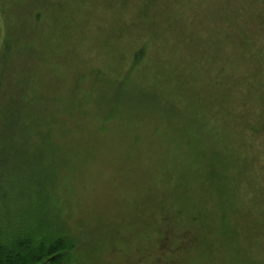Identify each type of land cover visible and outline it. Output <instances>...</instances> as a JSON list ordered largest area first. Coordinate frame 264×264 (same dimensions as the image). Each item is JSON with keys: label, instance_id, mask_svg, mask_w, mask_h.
Here are the masks:
<instances>
[{"label": "rangeland", "instance_id": "obj_1", "mask_svg": "<svg viewBox=\"0 0 264 264\" xmlns=\"http://www.w3.org/2000/svg\"><path fill=\"white\" fill-rule=\"evenodd\" d=\"M220 1L108 0L75 12L66 28L24 25L22 34L6 19L0 127L18 141L0 147L3 237L44 213L89 244L86 263L73 264H264L262 229L253 240L233 214L222 230L216 186L205 177L208 160L216 170L218 159L229 165L224 147L211 141L210 124L185 114L194 103L191 75L208 76L234 53L217 48L228 29L210 17ZM142 48L145 58L130 72ZM230 107L237 116L238 103ZM196 149L204 163H191ZM193 214L202 216L194 225ZM197 228L202 235L181 251Z\"/></svg>", "mask_w": 264, "mask_h": 264}, {"label": "trees", "instance_id": "obj_2", "mask_svg": "<svg viewBox=\"0 0 264 264\" xmlns=\"http://www.w3.org/2000/svg\"><path fill=\"white\" fill-rule=\"evenodd\" d=\"M99 1L101 3L98 0H0V48L11 46L6 19L19 23L12 28H18L20 34L25 26L34 31L39 30L41 24L46 26L49 23L66 28L72 24L75 12L93 13L108 0ZM113 1L121 4V0ZM137 1L130 0L129 6ZM167 10L166 6L161 10L164 16L169 14L170 10ZM211 11L212 21L228 27L227 34L217 41L218 50L227 44L234 53L226 57L221 55L225 63L211 66L208 76L199 72L191 75L196 83L187 95L194 103L186 108L189 110H185V114L202 127L210 124L216 132L211 141L215 146L224 147V160L229 165L218 159L221 162L216 170V160H208L207 177L204 176L210 186H216L214 191H217L224 213L222 230L226 217L236 214L237 217L233 218L243 225L247 235L256 240L264 231V0H223L213 3ZM144 50L142 48L134 54L130 72L136 70L145 58ZM184 93L180 92V95ZM235 103L240 108L237 116H233L230 107ZM9 129L10 126L6 125L0 127V147L17 145L18 136L15 139L8 133ZM204 159L205 152L196 149L191 163H204ZM5 179L0 171V188L6 185ZM8 181L12 183V180ZM251 213L262 214V217L258 220L254 219L255 216L251 218ZM182 215L177 213L175 218ZM193 215L190 221L194 225L202 216ZM164 219L166 223L171 221L167 217ZM26 228H18L10 237H3L0 232V264H73L78 258L86 263L89 244L85 239L81 236L74 240L60 232L59 226L50 222L46 214L40 213L30 229ZM201 235L198 229L189 238L192 243L182 246L181 251L194 246L195 238Z\"/></svg>", "mask_w": 264, "mask_h": 264}]
</instances>
